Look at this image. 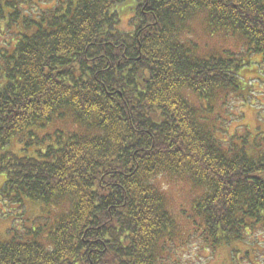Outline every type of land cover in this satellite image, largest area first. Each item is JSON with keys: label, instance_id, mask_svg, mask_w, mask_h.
<instances>
[{"label": "trees", "instance_id": "16d2710c", "mask_svg": "<svg viewBox=\"0 0 264 264\" xmlns=\"http://www.w3.org/2000/svg\"><path fill=\"white\" fill-rule=\"evenodd\" d=\"M125 1L0 0V150L21 149L0 157V194L67 205L48 231L12 226L0 264H178L191 239L214 251L264 228V143L246 132L226 147L214 113L218 91L246 100L243 62L178 40L203 14L264 62V0H131L128 32ZM62 118L76 130L45 134ZM163 177L199 191L179 213L186 239Z\"/></svg>", "mask_w": 264, "mask_h": 264}, {"label": "rangeland", "instance_id": "374dc122", "mask_svg": "<svg viewBox=\"0 0 264 264\" xmlns=\"http://www.w3.org/2000/svg\"><path fill=\"white\" fill-rule=\"evenodd\" d=\"M39 4V8H50L55 0H34ZM122 6L119 20V29L122 31H131L133 16L131 0H126ZM125 9V10H124ZM215 29L207 27V21L203 14H197L188 20L179 32L178 40L184 42L191 54L206 58L211 55L223 56L232 55L241 58V76L248 85L243 92L246 100L240 101V98L232 97V93L225 94L216 92L218 98L217 107L214 110L218 116L216 124L223 126L219 136L227 140L226 147L232 146L233 138L236 134L248 133V140L255 139L256 144L264 143V62H261L259 53L251 52L245 40L238 35H225L222 32L214 33ZM8 38L4 30L0 29V47ZM184 95L191 103H194L192 93L184 91ZM250 93V94H249ZM249 95V96H248ZM248 96V97H247ZM194 97V96H193ZM195 98V97H194ZM241 102V103H240ZM221 105H220V104ZM222 103L224 105H222ZM198 104V103H197ZM200 105V104H198ZM222 106V108H221ZM201 110V106H200ZM207 111V110H206ZM205 108H204V112ZM205 115L207 121H214V114ZM215 128L216 125H214ZM73 131L76 126L65 118L53 120L48 125L45 134H53L55 131ZM41 132V131H40ZM44 132V131H43ZM40 134V133H39ZM15 145V143L13 144ZM4 152L19 155L21 149L9 151L0 150V157ZM5 180V174L0 173V187ZM158 187L162 188L168 200L167 208L175 214L179 220V226L182 228L183 239L189 234V226L179 215L183 207H189L191 201L197 196L190 184L183 179L161 178L157 180ZM67 209V205L60 204L52 208L43 206V204H32L23 202L15 203L3 197L0 194V240L7 241L11 238L9 229H19L22 233L24 227L38 228L42 227L45 231L50 230L59 219L60 215ZM195 242V243H194ZM191 243V244H190ZM238 249L239 252H234ZM178 264H264V228H259L251 232L248 240L244 242H233L226 246H219L216 250L204 249L196 240L191 239L185 243L179 252Z\"/></svg>", "mask_w": 264, "mask_h": 264}]
</instances>
